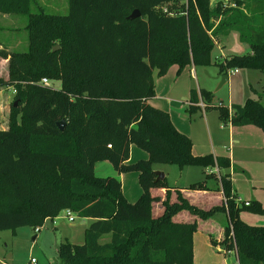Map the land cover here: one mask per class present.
I'll list each match as a JSON object with an SVG mask.
<instances>
[{
    "label": "trees",
    "instance_id": "trees-1",
    "mask_svg": "<svg viewBox=\"0 0 264 264\" xmlns=\"http://www.w3.org/2000/svg\"><path fill=\"white\" fill-rule=\"evenodd\" d=\"M34 3L0 0L1 13L28 17V49L0 52L9 60L0 86L14 87L19 100L9 127L0 129V231L36 229L70 210L92 221L83 243H60L63 264H195L198 227L223 213L221 237L209 231L212 244L235 251L238 264H264V225L242 218L245 211L264 213V206L239 201L229 172L217 184L156 180V163L229 169L231 159L194 154L192 138L150 103L155 70L164 75L174 63L180 69L211 64L216 38L232 31L251 52L226 56L218 62L221 73H264V0L226 7L222 0L215 6L211 0H68L65 15L34 12ZM135 9L141 15L129 20ZM201 100L213 107L212 92L192 89L190 114ZM219 111L223 121L264 131V93ZM62 120L64 130L57 124ZM132 144L148 157L131 161ZM100 161L119 174L139 172L136 201L126 198L118 177L95 173ZM218 193L219 202L209 201L207 194Z\"/></svg>",
    "mask_w": 264,
    "mask_h": 264
},
{
    "label": "rangeland",
    "instance_id": "rangeland-1",
    "mask_svg": "<svg viewBox=\"0 0 264 264\" xmlns=\"http://www.w3.org/2000/svg\"><path fill=\"white\" fill-rule=\"evenodd\" d=\"M218 1L211 0V5L215 6ZM40 9L49 13L65 15L69 12V3L68 0H36L32 10L36 12ZM253 14L262 15L258 11ZM27 23L28 17L25 14L0 12V52L6 51V46L10 45L12 46L10 47L11 51L23 52L28 49ZM249 52H251V47L246 41H241L237 31H232L227 36L217 37L216 46L212 51L211 64L192 62L180 69L179 65L174 63L164 75H159L155 70L153 77L156 96L150 99V103L168 111L173 125L180 132L190 135L189 132L193 131L196 139L206 145L207 153L205 154L216 156L218 152L225 151L222 153L225 154L230 149L234 150L233 144L229 141L230 129H235L234 136L237 131L263 130L248 125L232 126L229 120L223 121L220 118L219 105H243L248 98L260 99L264 93V73L258 69L239 68V72L231 73L229 81L221 86L223 74L218 62L223 61L226 56ZM8 63L0 54V77H8ZM49 81L51 82L50 79ZM54 86L60 88L61 82L54 81ZM201 88L213 93L211 102L213 107L207 109L206 117L201 107L192 114L189 113L191 90H200ZM15 94L14 87L0 86V128L9 127L12 105L19 103ZM205 100L208 102L207 99ZM237 137L239 138L236 135ZM249 151L243 152L244 162L236 163L233 185L243 202L258 201L264 206L262 154L260 151ZM148 155L146 150L132 144L130 160L147 158ZM107 163L112 165L109 161ZM110 167L112 173H108L110 171L107 170L102 173L98 168L99 175H97L117 176L123 183V192L126 198L136 201L142 192L139 172L130 171L120 173V175L113 165ZM158 168H164V171L168 172L169 176L166 179L169 185L177 184L187 187L200 180H208L209 184H217V178L211 173V167L199 165L180 167L176 164L160 163L153 165L154 170H158ZM69 213L75 220L69 219ZM243 219L252 225H264V213L245 211ZM91 221V219L80 217L70 210H63L55 222L47 221L38 231L29 225L1 230L0 264H30L32 258L37 259L38 264H63L58 253L60 243L66 240L78 244L84 242L85 230ZM106 239L105 237L102 241L104 242ZM208 239L201 230L196 231L194 235L195 264H237L235 253L218 250Z\"/></svg>",
    "mask_w": 264,
    "mask_h": 264
},
{
    "label": "crops",
    "instance_id": "crops-1",
    "mask_svg": "<svg viewBox=\"0 0 264 264\" xmlns=\"http://www.w3.org/2000/svg\"><path fill=\"white\" fill-rule=\"evenodd\" d=\"M10 47H12V46L11 45L10 46H6V50L7 51H11ZM4 59L7 62L9 61L7 58H4ZM238 72H239V70H238ZM238 72L230 71L228 73V81L230 79V74L231 73H238ZM189 104H191V103H189ZM197 105L199 107H201V109L203 110V114L206 117L207 116V112H208L207 109L203 108L200 105V103H198ZM228 107H231V105H228ZM232 126H235V125H232ZM248 126H253V125H248ZM253 127L258 128L256 126H253ZM3 128L7 129V127H3ZM3 128H0V129H3ZM189 133H190V135L189 134H187V135H189L192 138L194 154H196V155H205V153H207L206 152L207 150H205V146L206 145H204V143H201V142H199V140L196 139V137L194 136V132L193 131L192 132L190 131ZM234 133H235V129L234 128L230 129V134L231 135H230V140L229 141H230V143L233 144V149L234 150L230 149V151L228 153H225V154H222L225 151L224 152H218V155H216V156H229L230 159H231V167L229 169H220L218 166H215V168H212V167L210 168L211 169V173L213 175H215L214 177L217 178V180H220V177H221L222 174L229 172L230 175H231L232 181H233V175H234V172L236 171L235 170L236 169V165H237L236 163L237 162H239V163L244 162L245 161V156L243 155V152H247L249 150L260 151L261 152V154H262V159L261 160H262V164L264 166V131H260L258 129L257 130L252 129L251 131H243V130L242 131H237L236 135L239 136V138L238 137L236 138V135L234 136ZM110 166H112V165H108L107 161L97 162L96 165H95V173L96 174L99 173L98 172V170H99L98 168H100L102 173H105L106 170L110 171L108 173H112ZM158 170L163 171L165 173V175H166L165 178H168L169 174H168V172L164 171L165 170L164 168H158ZM243 172H245V171L243 170ZM172 186H178V185L175 184V185H172ZM235 191H236L237 196L239 198H241L239 196V194H238L237 189H235ZM207 196H208L209 201H211V202H219L220 201V194L219 193L216 194V195L207 194ZM243 215H244V213H242V218H243ZM56 218H54V219H52L50 221L55 222ZM227 220H228L227 219V215H225L223 213H219V214H217L215 216L214 219H210L208 221H205V222L201 223L200 226L198 227V230H201V232L205 233L207 238H209L208 239L209 242H211L210 236H209V231H212V232L216 231L217 232V237L218 238L221 237V235H222V227L225 225ZM72 243H76V242H72ZM211 244H212V242H211ZM214 247H216L218 250L221 249L222 251H224L226 253V250L224 249L223 246L218 245V246H214ZM194 251H195V246H194ZM232 252L235 253V255L237 257L236 252L235 251H232ZM232 252L228 251L227 253H232Z\"/></svg>",
    "mask_w": 264,
    "mask_h": 264
},
{
    "label": "water",
    "instance_id": "water-1",
    "mask_svg": "<svg viewBox=\"0 0 264 264\" xmlns=\"http://www.w3.org/2000/svg\"><path fill=\"white\" fill-rule=\"evenodd\" d=\"M141 15V12L138 10V9H135L127 18L129 19V20H131V19H135V18H137V17H139ZM59 48V46H56L55 48H54V50H56V49H58ZM228 81V74L227 75H223V77H222V81H221V86L222 85H224V83H226ZM17 104V103H16ZM58 127L60 128V130H64L65 129V125H66V123H65V121L64 120H62V121H59L58 123ZM154 172H155V174H156V180L158 181V180H164L165 179V177H166V175H165V173L163 172V171H160V170H154Z\"/></svg>",
    "mask_w": 264,
    "mask_h": 264
},
{
    "label": "built area",
    "instance_id": "built-area-1",
    "mask_svg": "<svg viewBox=\"0 0 264 264\" xmlns=\"http://www.w3.org/2000/svg\"><path fill=\"white\" fill-rule=\"evenodd\" d=\"M220 1V0H219ZM236 1L237 0H225V1H223V5L226 7V6H236ZM165 10H166V8H165ZM238 70L239 69H233V70H231L232 72H238ZM42 83H44V84H46V85H49L50 84V81L47 79V78H43L42 79ZM200 105L203 107V108H206V106H205V103L201 100L200 102ZM220 105H222V104H220ZM230 110H231V108H230ZM109 146H111V145H109ZM238 200L239 201H241L242 202V200H241V198H238ZM246 205H249L250 204V202L249 201H245L244 202ZM69 219L71 220V221H73V220H75L74 219V217H73V215L71 214V213H69ZM41 229V227H38V228H36V231H38V230H40ZM233 250H231V251H229V252H232ZM30 264H38V262H37V259H35V258H32L31 260H30Z\"/></svg>",
    "mask_w": 264,
    "mask_h": 264
}]
</instances>
